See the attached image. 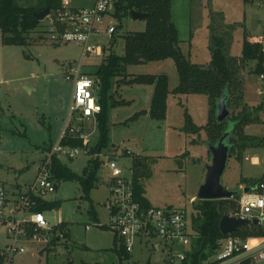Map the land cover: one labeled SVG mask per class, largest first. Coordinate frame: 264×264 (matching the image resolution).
Returning <instances> with one entry per match:
<instances>
[{"label":"rangeland","instance_id":"obj_1","mask_svg":"<svg viewBox=\"0 0 264 264\" xmlns=\"http://www.w3.org/2000/svg\"><path fill=\"white\" fill-rule=\"evenodd\" d=\"M16 2L20 7L32 8L43 0ZM92 3L93 0H71V7L85 9ZM170 6L180 52L194 65L207 67L210 63L212 36L221 40L219 45L229 61H240L244 36L264 38V0H170ZM143 30V20L125 17L110 49L123 55V35ZM26 38L24 46L0 43V183L8 194L16 193L17 187L24 191L33 183L44 148L59 138L72 99V82L66 76L70 68L78 65L82 51L75 44H51L44 22ZM93 42L107 45L105 36ZM103 56L84 59L81 72L94 75ZM254 67V61L237 66L236 82L240 84L232 92L240 98L237 105L229 104L226 119V126L243 114L252 120L249 128L232 136L233 153L220 179L226 190L241 193L236 200L230 199L236 203V211L229 204L225 208L232 217L238 211L243 188L264 183V150L260 149L264 142V94L257 93V89L264 92V80L253 74ZM126 73L164 75L170 92L179 83L170 59L128 66ZM153 89V85L138 83L121 86L114 95L115 101L126 104L109 109L107 147L100 153L99 181L90 192V201L82 198L75 181L60 183L52 195L58 207L45 211L44 216L50 225H59L58 229L64 225L68 240V244H62L64 249L58 259L55 253L40 251L37 244L22 242L26 253L15 256L13 264H162L166 258L162 249L150 250L145 245H137L127 260L121 258L113 252L112 232L99 227L107 223L102 204L109 197L103 182L111 176L104 165L110 154L122 156L117 157V165L123 175L135 180L142 199L153 207L185 211L195 235L191 216L196 214L197 192L211 162L210 138L205 129L191 132L186 114L195 127L205 128L210 106L204 95L170 94L165 117L158 120L151 115ZM96 142L97 135L90 139V145ZM251 156H257L259 163L253 164ZM89 160V156L81 155L62 162L81 176ZM92 213L98 223L92 220ZM261 227L264 229V220ZM8 243L0 227V249Z\"/></svg>","mask_w":264,"mask_h":264},{"label":"built area","instance_id":"obj_2","mask_svg":"<svg viewBox=\"0 0 264 264\" xmlns=\"http://www.w3.org/2000/svg\"><path fill=\"white\" fill-rule=\"evenodd\" d=\"M118 1L93 0L89 8L74 9L71 0H61L60 6L50 10L41 21L48 28L51 44H75L82 51L78 65L70 68V75L66 76V80L72 82V99L64 126L56 143L44 148L33 183L15 195L8 194L0 183V227L9 239V243L0 249L1 264H13L15 256L26 253L22 242L37 244L41 246L40 251L55 253V259L64 249L62 244L66 241L67 230L59 231V225H50L44 212L34 209L42 202L51 201L56 192L52 175L54 159L64 161L81 155L91 157L90 139L98 135L101 113L98 101L100 82L95 74L81 72L82 62L90 56L104 55V49L116 32L115 6ZM101 36L106 37L107 45L93 42ZM260 78L264 79V76ZM73 140L81 142V146L70 145ZM92 157L100 161L102 155L94 154ZM117 157L122 156L110 154L105 157L104 165L111 173L104 182L109 197L102 204L107 211V223L99 227L111 231L116 249L127 255L133 253L137 245H145L150 250L162 249L166 255L162 264H180L195 237L189 228L186 212L145 206L135 194L134 179L123 175L118 167ZM233 217L250 222L257 220L258 225L261 224L264 220V183H257L253 189L242 193L238 211ZM212 261L213 264H241L245 261L258 264L264 261V237L245 240L226 237L221 240Z\"/></svg>","mask_w":264,"mask_h":264},{"label":"trees","instance_id":"obj_3","mask_svg":"<svg viewBox=\"0 0 264 264\" xmlns=\"http://www.w3.org/2000/svg\"><path fill=\"white\" fill-rule=\"evenodd\" d=\"M16 1L0 0V43L5 46L26 45V36L41 24V22L34 19L33 14L43 11L46 7L54 10L60 6L61 0H43L40 6L32 8L20 7ZM132 12L146 15V19L143 20L144 30L123 35L124 46L123 55L121 56L110 49L115 43L113 36L109 44L110 47L104 49L103 59L96 69L95 75L100 82L98 101L101 106V113L98 117L97 142L89 149L91 157L82 175L79 176L73 173L61 160H53L52 175L53 180L56 182V190L60 183L75 181L81 189L82 198L86 201H90V192L99 181L97 174L101 168V162L93 158L92 155L100 154L107 147L109 109L126 104L123 100L115 101L114 99V95L121 86H131L138 83L153 85L151 115L158 120L165 117L166 101L170 94L206 96L210 106L208 125L205 128L195 127L187 114L186 124L191 132H200L201 129H205L210 138L208 144H215L222 134L227 131L230 134L228 137L230 156L233 153L232 136H238L245 126L252 123V120L248 114H243L234 120H230L232 123L230 126H226V121L217 123L215 120L216 102L223 95H226L228 109L231 102L237 105L240 96L235 98L232 92L235 90V86L240 84L238 81L236 82L235 72L237 66L254 61L253 74L258 77L264 76L263 37L244 36L240 61H229L219 45L221 40L212 36L210 63L207 67H200L192 64L180 52L178 32L171 17L170 0H119L115 6V17L118 21L116 30L121 29L122 20L125 17H130ZM105 51L108 53L105 54ZM167 59L174 62L179 80L178 86L172 92L168 89L167 78L164 75L134 76L126 73L128 66L145 62H160ZM260 108L262 109V107ZM62 144L65 145L66 143ZM69 144L81 146V142L76 140L70 141ZM134 183L136 196L141 199L145 206H148L147 202L142 199L139 190H137L135 180ZM255 185L246 188L253 189ZM237 198L239 196L234 199ZM227 204L231 205L236 211V203L231 200L198 201V204L194 206L196 214L191 216V227L195 237L191 240L190 251L180 264H213L212 259L219 248L221 240L229 236L239 237L242 240L264 237V229L260 225L254 226L251 224L232 234L222 235L219 230V222L223 216H228L225 212ZM56 207H58V204L52 200L40 203L34 211H51ZM92 220L98 223L94 213H92ZM63 227L64 225H60L57 229L63 231L66 229L65 227L63 229ZM65 239L67 240V235ZM113 245V252L116 255L125 260L129 258L122 250L116 249L114 239ZM1 261L0 258V264ZM241 264L254 263L245 261Z\"/></svg>","mask_w":264,"mask_h":264},{"label":"water","instance_id":"obj_4","mask_svg":"<svg viewBox=\"0 0 264 264\" xmlns=\"http://www.w3.org/2000/svg\"><path fill=\"white\" fill-rule=\"evenodd\" d=\"M49 12V7H46L43 11L34 13L33 17L37 21L41 22L49 14ZM130 18L134 21L145 20L146 15L138 12H132L130 14ZM227 102L228 98L226 95H223L216 102L215 120L217 123L226 121L230 115ZM229 135L230 134L226 131L215 144H208L211 162L206 168L204 182L199 187L197 192L196 200L198 201L230 200L241 194L240 191L233 192L226 190L220 182L229 156ZM248 190L249 189H243L242 192L247 193ZM250 224L256 226L258 225V221L254 220L250 222L248 220H241L232 216H223L219 222V230L222 235H229Z\"/></svg>","mask_w":264,"mask_h":264},{"label":"crops","instance_id":"obj_5","mask_svg":"<svg viewBox=\"0 0 264 264\" xmlns=\"http://www.w3.org/2000/svg\"><path fill=\"white\" fill-rule=\"evenodd\" d=\"M264 80V79H263ZM257 93L258 94H264V92H263V90L262 89H257ZM251 125H248V126H246L245 127V130L247 129V128H249ZM251 136V135H250ZM260 149H262V150H264V142H263V145L260 147ZM251 161H252V163L253 164H258L259 163V158L257 157V156H251ZM37 172V171H36ZM103 185L105 186V183L103 182ZM243 189H248V188H243ZM22 189L20 188V187H17V191H16V193H19L20 191H21ZM15 192H12L11 194L12 195H15L16 194ZM141 200V199H140ZM146 201V200H145ZM147 204H148V202H147ZM148 206H150L149 204H148ZM260 226H261V224H260ZM67 241V244H68V240H66ZM132 254V253H131ZM130 254V255H131ZM130 255H128V257H130Z\"/></svg>","mask_w":264,"mask_h":264}]
</instances>
